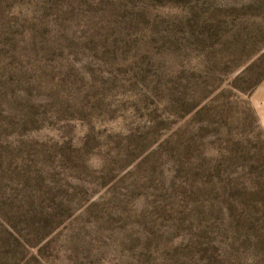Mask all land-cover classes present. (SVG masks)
Here are the masks:
<instances>
[{
    "label": "rangeland",
    "instance_id": "obj_1",
    "mask_svg": "<svg viewBox=\"0 0 264 264\" xmlns=\"http://www.w3.org/2000/svg\"><path fill=\"white\" fill-rule=\"evenodd\" d=\"M0 264H264V0H0Z\"/></svg>",
    "mask_w": 264,
    "mask_h": 264
}]
</instances>
